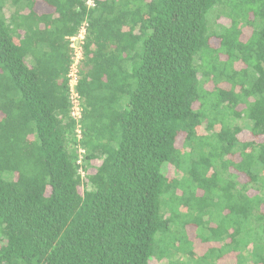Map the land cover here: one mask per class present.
I'll return each instance as SVG.
<instances>
[{
    "label": "trees",
    "instance_id": "trees-1",
    "mask_svg": "<svg viewBox=\"0 0 264 264\" xmlns=\"http://www.w3.org/2000/svg\"><path fill=\"white\" fill-rule=\"evenodd\" d=\"M87 1L0 0V264H264V0Z\"/></svg>",
    "mask_w": 264,
    "mask_h": 264
},
{
    "label": "built area",
    "instance_id": "built-area-1",
    "mask_svg": "<svg viewBox=\"0 0 264 264\" xmlns=\"http://www.w3.org/2000/svg\"><path fill=\"white\" fill-rule=\"evenodd\" d=\"M88 5L93 6L94 0H88ZM88 23L85 22L80 27L79 32L70 37V46L72 48V60L68 72L69 87L71 92V116L77 122L78 137H82L81 119L83 117L82 97L77 90L80 80V64L85 57V44L88 32Z\"/></svg>",
    "mask_w": 264,
    "mask_h": 264
},
{
    "label": "rangeland",
    "instance_id": "rangeland-1",
    "mask_svg": "<svg viewBox=\"0 0 264 264\" xmlns=\"http://www.w3.org/2000/svg\"><path fill=\"white\" fill-rule=\"evenodd\" d=\"M226 21H227V19L223 18L219 22H226ZM217 217H218L217 215H213V219L211 220L207 214L205 216H203V219L206 220V222L201 223L200 230H199L201 235L207 234L208 229L210 228L209 224H215L214 221L216 220ZM209 219H210V221H209ZM191 233L192 232H190V235H191ZM191 237L194 238L195 240H198L197 242H199L198 236L196 237V235L193 236V234H192ZM174 241L175 240H172V242H174ZM221 244H222L221 241H219V240L216 241V240L211 239L208 242L207 246H210V247L215 248V249H213L211 253L205 254L206 252H200V253H198V255H194V256H191L190 254H188L184 250L183 251L182 250L181 251L180 250H176V251L174 250L173 255L171 256V263L170 264H219L220 263V261H218L219 252L222 250L224 252L229 253L228 256L225 257V261H223L222 263L223 264H236L237 256H235L234 253H232L233 250H230V249L225 248V247L221 248L220 247ZM185 249L187 251H189V246H187ZM196 250L199 252V251H204L205 249L201 250V246L197 245ZM152 264H161V263L157 262L155 260L152 262Z\"/></svg>",
    "mask_w": 264,
    "mask_h": 264
},
{
    "label": "crops",
    "instance_id": "crops-1",
    "mask_svg": "<svg viewBox=\"0 0 264 264\" xmlns=\"http://www.w3.org/2000/svg\"><path fill=\"white\" fill-rule=\"evenodd\" d=\"M46 5L43 0H36V11L39 14L47 13L49 8Z\"/></svg>",
    "mask_w": 264,
    "mask_h": 264
}]
</instances>
